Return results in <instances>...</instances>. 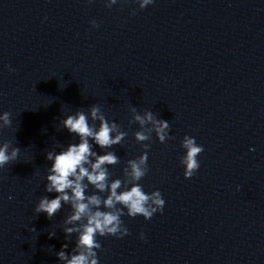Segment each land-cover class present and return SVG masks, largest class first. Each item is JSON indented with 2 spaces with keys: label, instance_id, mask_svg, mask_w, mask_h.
I'll return each mask as SVG.
<instances>
[{
  "label": "clouds",
  "instance_id": "obj_1",
  "mask_svg": "<svg viewBox=\"0 0 264 264\" xmlns=\"http://www.w3.org/2000/svg\"><path fill=\"white\" fill-rule=\"evenodd\" d=\"M89 2L91 3V0ZM137 2L139 8L144 9L154 0ZM116 3L117 0H110L106 6L111 8ZM90 23L93 27H99L95 20ZM130 112L131 120L144 129L134 133L135 141H149L153 133L160 143L173 138L169 135V122L157 117L152 111L145 110L141 114L133 106ZM89 115L92 121L99 122L98 127L89 123ZM0 122H2L0 128L10 127L11 113L6 111L0 115ZM60 123L70 134L78 136L79 142L69 144L66 150L46 152L45 158L51 165L47 169L44 190L46 193L56 195L51 199L47 195L42 196L33 211L37 216L44 213L51 220L64 205H70L72 211L64 219L66 226L63 232L66 241H69L74 233L77 234L73 247L74 254L65 251L68 248V243H65L56 256L64 264H98L97 250H102V245L98 242L97 236L122 238L129 234L121 219L125 214L131 218L142 216L145 220H150L155 213L163 211L165 200L161 192L155 190L146 193L143 185L139 183L149 173L150 144L143 143L142 154L126 161L122 171L130 180L127 188L118 191L122 188L123 181L119 178L111 180L109 167L119 164L120 158L112 150L98 154L94 146H99L101 150L112 149L113 146L122 144L127 132L121 130L117 123L109 121L101 107L96 104L90 107L88 113L78 110L67 115ZM149 125L151 127H148ZM114 132L117 133L115 136ZM90 138L93 143H90ZM181 147L185 153L180 158V164L184 168L185 179H190L200 167L197 157L203 153L204 148L197 144L194 137L188 135L183 137ZM19 154L20 148L13 146L11 141L0 144V169L17 161ZM89 185L99 193H107L106 197L97 194L87 195L86 189ZM48 235L52 238L56 233L49 232ZM140 238H145L143 233Z\"/></svg>",
  "mask_w": 264,
  "mask_h": 264
}]
</instances>
